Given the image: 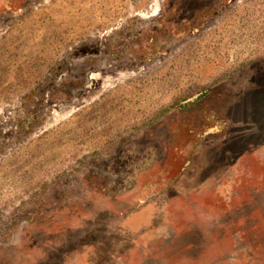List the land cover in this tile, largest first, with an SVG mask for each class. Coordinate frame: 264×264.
Returning a JSON list of instances; mask_svg holds the SVG:
<instances>
[{
  "label": "rangeland",
  "instance_id": "rangeland-1",
  "mask_svg": "<svg viewBox=\"0 0 264 264\" xmlns=\"http://www.w3.org/2000/svg\"><path fill=\"white\" fill-rule=\"evenodd\" d=\"M0 264H264V0H0Z\"/></svg>",
  "mask_w": 264,
  "mask_h": 264
}]
</instances>
